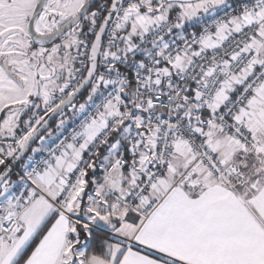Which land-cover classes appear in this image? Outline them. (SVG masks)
Listing matches in <instances>:
<instances>
[{
	"label": "snow or ice",
	"instance_id": "6c2138e0",
	"mask_svg": "<svg viewBox=\"0 0 264 264\" xmlns=\"http://www.w3.org/2000/svg\"><path fill=\"white\" fill-rule=\"evenodd\" d=\"M0 264H264V0H0Z\"/></svg>",
	"mask_w": 264,
	"mask_h": 264
}]
</instances>
